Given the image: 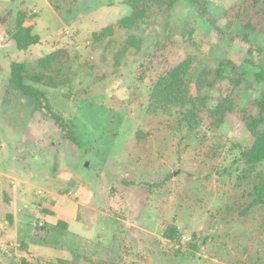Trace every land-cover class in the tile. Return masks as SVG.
I'll list each match as a JSON object with an SVG mask.
<instances>
[{"label": "rangeland", "instance_id": "1", "mask_svg": "<svg viewBox=\"0 0 264 264\" xmlns=\"http://www.w3.org/2000/svg\"><path fill=\"white\" fill-rule=\"evenodd\" d=\"M207 1L208 13L225 31L223 12L243 0ZM121 2L0 0V229L6 234L14 228L5 222L7 215L12 216L10 197L19 207L18 217L29 216L35 223L28 243L15 239L11 230L10 239L3 237L0 264L50 261L53 249L62 247L117 264H232L240 259L238 248L246 244L247 227L222 221L221 215L232 195L239 147H249V134L228 118L216 138L207 142L223 147L211 158L184 128L177 132L155 131V124L147 128L150 84L140 67L166 36V25L195 27L194 38L212 64L236 59L249 83L254 71L264 69V59L253 54L258 67H249L244 63L246 49L219 38L187 0H177L171 11L140 25L142 53L127 54L117 63L114 55L125 31L116 29L110 48L107 39L94 44L91 37L129 15L130 9ZM19 11L26 13L25 26L40 37L27 51H18L10 37ZM240 32L238 26L233 28V33ZM247 35L252 45L264 48L261 34ZM172 40L175 46L169 43L163 52L169 63L177 60V48L184 51L180 37ZM59 48L71 56L66 68L71 83L44 94L52 109L70 120L77 145L64 139L52 119L9 82L12 63L36 68L43 56ZM91 64L97 68L90 69ZM252 87H242V105L257 97L258 86ZM218 96V91L211 92L210 105H216ZM138 129L152 133L145 146L135 144ZM51 201L57 207L53 213L63 215L58 219L67 223L66 230L47 217L46 204ZM72 213H77L76 220ZM171 225L177 228L178 246L164 238V229ZM223 236L229 239L226 246L216 241ZM196 244L200 247L193 249Z\"/></svg>", "mask_w": 264, "mask_h": 264}, {"label": "trees", "instance_id": "2", "mask_svg": "<svg viewBox=\"0 0 264 264\" xmlns=\"http://www.w3.org/2000/svg\"><path fill=\"white\" fill-rule=\"evenodd\" d=\"M187 1L197 15L206 18L219 38L226 37L230 43L246 49L248 58L244 60L245 64L258 67L252 57L256 53L264 59V48L252 45L247 32H256L264 37V0H243L225 10L221 17L225 21V31L217 26L218 19L208 13L207 0ZM176 3L177 0H122L121 4L130 9L129 15L94 33L91 39L94 44H104L107 39L106 48H110L116 29L124 30L126 34L122 47L114 55L115 61L118 63L127 54L138 56L144 48L140 25L168 13ZM26 21V13L19 11L14 31L10 34L18 51H27L40 42V37L25 26ZM235 26L243 32L233 33ZM165 29L166 36L153 51L145 55L140 67L142 78H147L150 84L145 108L146 127L152 128L155 124L153 130L167 132L184 128L201 147H206L212 158L219 155L223 147L216 143L207 144L208 140L216 138L228 118L242 124L251 138V144L248 148L238 146L239 154L234 165L239 167L236 169L230 202L225 205L221 220L242 222L248 230L246 244L238 248L240 259L232 264H264V69L260 67L254 71L253 83H249L246 71L236 59H220L216 65L212 64V59L205 56L202 45L194 38L195 27L166 25ZM174 36L180 37L184 51L179 53L180 49L177 48V60L169 63L163 52L167 44L175 46L172 40ZM71 62L68 51L59 48L43 56L36 68H28L25 63H12L9 82L32 101L37 111L52 119L64 139L77 145V137L70 129V120L53 110L44 94V90H59L70 85L71 77L66 68ZM96 68V65H90V69ZM223 82L228 83L226 89L222 87ZM254 84L258 86L257 97L242 105L240 91L244 87L252 90ZM213 91L219 92L214 106L210 105ZM151 134L138 129L136 146L144 145ZM57 227L67 229L62 221L57 222ZM163 235L178 246L179 234L175 226L166 227ZM225 236L216 239L222 246H226L229 240ZM192 247L197 249L200 245ZM223 250L226 251L227 247ZM54 254V259L50 261L29 262L22 259L19 264H117L65 247L56 249Z\"/></svg>", "mask_w": 264, "mask_h": 264}, {"label": "crops", "instance_id": "3", "mask_svg": "<svg viewBox=\"0 0 264 264\" xmlns=\"http://www.w3.org/2000/svg\"><path fill=\"white\" fill-rule=\"evenodd\" d=\"M15 199V198H14ZM11 201V197L8 199V205L11 204V207H10V212L12 214V216H6V224L7 225H11V227L13 226L14 230L11 229L10 227L8 228L9 231L5 234H2V230L0 231V245L4 242L3 240H6L5 238H3L5 235H7V238H11L9 236V233H10V230L13 231V237H15V239H18L20 240L22 243H28V240L30 239L31 235L33 234V229H34V222L32 223L30 221V218L29 216L28 217H25L24 220H22V217H18V206L15 207V202H14V205H13V202H10ZM46 205H48L47 208H49V210L47 211L46 215L47 217H53L55 220H54V223L52 225H55L58 221H62L61 219H58L59 218V213H53V211L55 212L57 210V207H56V203L54 201H51V203H47ZM23 206H25L26 208L29 206L24 204ZM73 214V219L76 220L77 219V213L76 215H74L75 213H72ZM45 215V216H46ZM60 216H63L62 214ZM63 223H65L67 225V223L65 221H62ZM0 226L1 223H0ZM12 238V240H15ZM55 252V250L53 249V253ZM52 260V259H51Z\"/></svg>", "mask_w": 264, "mask_h": 264}, {"label": "built area", "instance_id": "4", "mask_svg": "<svg viewBox=\"0 0 264 264\" xmlns=\"http://www.w3.org/2000/svg\"><path fill=\"white\" fill-rule=\"evenodd\" d=\"M39 194H40V192H39ZM11 246H14L13 244H11Z\"/></svg>", "mask_w": 264, "mask_h": 264}]
</instances>
